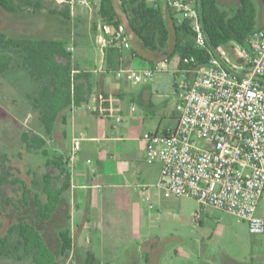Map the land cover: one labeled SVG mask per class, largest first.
Returning a JSON list of instances; mask_svg holds the SVG:
<instances>
[{"label": "rangeland", "instance_id": "374dc122", "mask_svg": "<svg viewBox=\"0 0 264 264\" xmlns=\"http://www.w3.org/2000/svg\"><path fill=\"white\" fill-rule=\"evenodd\" d=\"M78 1L76 0L75 12H80L78 6L81 5ZM253 1L259 9V19L262 20L264 16L260 0ZM16 2L20 5V12L16 15L0 9V33L30 39L68 38L74 55L75 69L95 70L102 65V53L97 45V39L93 36L88 37V34L93 35V24L99 17V0H87V6L84 5L85 16L91 18L90 25L76 24L64 16L68 7L71 12L69 0H16ZM219 5L231 13L238 7V1L219 0ZM83 33L88 36L82 35ZM136 48L141 50L140 47ZM141 53L145 54L143 51ZM20 64L21 57L17 56L11 69L0 75V264H34L32 257L25 256L23 249L18 248L17 230L13 229L12 234L7 236L9 252L2 251L1 238L7 235L11 226L23 219L33 222L40 228L53 251L58 252L60 244L57 234L68 210V207L63 206L48 222L40 221L36 215V197L42 203H46L47 196L44 192L46 178H51L52 188L59 189L64 185L66 173L70 172L69 164L73 151L69 149L74 129L69 126L67 139L65 126L58 124L54 136H46L39 113L32 109L29 101V95L35 96L41 84L20 68ZM112 77L113 80H119L117 75ZM86 114L84 108H74L69 114V120ZM113 116L102 118L100 121L107 124L115 119ZM161 122L157 119V126L160 124L165 127L168 123ZM25 133L30 137L41 136L46 142L45 146L41 149L35 144L25 145L22 139ZM87 135L91 137L95 134L90 131ZM85 140L83 141L85 151L81 154L83 159L93 157L90 143ZM42 150H46L48 155L44 156ZM147 166L152 168L155 174L162 167L160 162ZM2 176L5 177L4 184H1ZM142 184L144 186V182H141ZM144 188L156 193L157 196L160 195V203L153 202L158 211L163 213L159 234L162 235L164 254L160 264H264V236L250 234L247 223L222 211H216L212 218L202 215L200 220L196 219V213H200L201 210L196 201L174 195L168 196L166 191L156 186ZM140 191L143 192V188ZM64 197L66 201L67 194ZM62 204L65 205V202ZM186 251L190 255L186 256ZM61 260L63 264L76 263L70 255Z\"/></svg>", "mask_w": 264, "mask_h": 264}, {"label": "built area", "instance_id": "2783aa9c", "mask_svg": "<svg viewBox=\"0 0 264 264\" xmlns=\"http://www.w3.org/2000/svg\"><path fill=\"white\" fill-rule=\"evenodd\" d=\"M150 2L168 8L178 25L188 23L196 47L210 56L204 67L192 56L185 67L171 72L179 95L178 122L171 130L144 136L145 161L161 163L159 185L168 196L232 214L247 223L250 234L264 235V217L258 214L264 196V30L247 47L232 45L241 60L233 66L225 49L209 47L200 0ZM97 45L101 52L133 48L122 24L101 25ZM168 71V60H163L116 75L140 84ZM122 122L117 118L114 127ZM84 139V134L73 139L71 162Z\"/></svg>", "mask_w": 264, "mask_h": 264}, {"label": "crops", "instance_id": "0c3cea01", "mask_svg": "<svg viewBox=\"0 0 264 264\" xmlns=\"http://www.w3.org/2000/svg\"><path fill=\"white\" fill-rule=\"evenodd\" d=\"M78 2L81 5L78 6L80 12H75L76 0L68 2L72 6L70 20L76 24L90 25L91 18L85 16L84 5L87 6V0ZM161 8L167 16L171 15L164 5H161ZM94 23H99V17ZM259 23L263 25L264 18L259 19ZM82 35L97 39L99 30L93 35ZM132 46L136 56L132 50L121 51L119 70H143L157 62L168 60L169 71L154 81L140 84H134L126 78L113 80L112 75H116V72L106 70L107 49L104 52L100 50L102 65L99 68H79L91 73L93 93L86 103L77 107L84 108L87 114L68 120L64 131L68 139L69 126L74 129L69 151L72 150L73 138L83 133L85 142L90 143L93 157H81L85 151L82 143L80 152L69 164L71 185L66 192L68 199L64 201L65 205L60 207H68V210L64 214L57 236L64 228L70 230V257L76 261L71 264H86V257L90 252L100 264H160L164 254L162 235L159 234L163 213L154 205L160 203V195L157 196L144 188L156 186L165 191L159 185L162 167L155 174L154 170L147 166L144 136L166 132L176 127L179 118V95L172 82L171 72L181 68L178 55L169 59L167 53L149 51L141 48L139 44ZM142 51L145 54L142 55ZM228 57L233 66L241 61L236 54L234 58L229 54ZM99 95L108 96V99L106 97L99 100ZM102 110L107 115L104 116ZM112 115L115 119L121 117L123 120L116 128L115 119L107 124L100 121L102 118H111ZM157 119L168 123L165 127L160 124L157 126ZM90 131L95 135L89 137L87 134ZM141 182H144V186ZM142 188L143 192L140 191ZM200 209L199 220L202 215L212 218L216 211H219L202 206ZM258 214L264 217V196L260 201ZM185 254L190 255L188 251Z\"/></svg>", "mask_w": 264, "mask_h": 264}, {"label": "trees", "instance_id": "16d2710c", "mask_svg": "<svg viewBox=\"0 0 264 264\" xmlns=\"http://www.w3.org/2000/svg\"><path fill=\"white\" fill-rule=\"evenodd\" d=\"M237 1L238 7L230 13L219 5V0H201V17L209 47L215 51L225 49L233 58L234 43L247 47L256 33L264 30V24L259 23V9L255 2ZM260 7L264 16V0H260ZM0 9L16 15L20 12V5L16 0H0ZM64 16L70 20V7ZM98 16L99 23L93 24L94 32L103 24H122L131 37L132 45L139 44L149 51L167 53L169 59L178 55L180 68L185 67L186 61L192 56L204 67L210 56L196 47L188 23L178 25L172 14L167 16L161 6L155 7L149 0H99ZM69 41L68 38L30 39L0 33V75L11 69L17 56L21 57L20 68L41 84L39 92L29 96V101L32 109L39 113L40 123L48 137L54 136L58 124L66 126L73 108L82 106L93 93L91 73L74 68V55ZM132 51L136 54L134 48ZM121 58L120 50L107 49L106 70L117 73ZM106 97L108 99V96L99 95V100ZM102 113L107 115L103 110ZM22 139L25 145L35 144L41 149L46 144L39 135L30 137L25 133ZM42 154L48 155L46 150H42ZM71 179V173L67 172L63 187L54 189L51 178H46V203H42L38 197L35 199L36 215L40 221L48 222L55 217L65 201L64 196L70 188ZM4 182L5 177L2 176L1 184ZM13 229L18 231V248L23 249L25 256H31L34 264H63L61 259H66L72 251L71 232L68 228L59 233V251L55 252L42 230L25 219L11 226L7 235L1 238L2 251L9 252L6 241ZM86 264L100 263L90 252Z\"/></svg>", "mask_w": 264, "mask_h": 264}, {"label": "water", "instance_id": "95a60500", "mask_svg": "<svg viewBox=\"0 0 264 264\" xmlns=\"http://www.w3.org/2000/svg\"><path fill=\"white\" fill-rule=\"evenodd\" d=\"M200 9H202V7H201V0H200Z\"/></svg>", "mask_w": 264, "mask_h": 264}]
</instances>
